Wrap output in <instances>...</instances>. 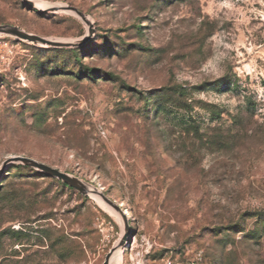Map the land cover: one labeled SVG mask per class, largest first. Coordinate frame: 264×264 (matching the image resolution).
I'll return each mask as SVG.
<instances>
[{"label":"rangeland","instance_id":"1","mask_svg":"<svg viewBox=\"0 0 264 264\" xmlns=\"http://www.w3.org/2000/svg\"><path fill=\"white\" fill-rule=\"evenodd\" d=\"M39 1L0 25L76 44L0 31V264H264V0Z\"/></svg>","mask_w":264,"mask_h":264},{"label":"water","instance_id":"2","mask_svg":"<svg viewBox=\"0 0 264 264\" xmlns=\"http://www.w3.org/2000/svg\"><path fill=\"white\" fill-rule=\"evenodd\" d=\"M25 4H27L29 7L34 8L36 11L44 13L48 10H58L61 8V6H57V7H50V8H38L36 7L32 0H22ZM76 13H79L76 10H73ZM81 15V13H79ZM0 31H8V32H12L14 35H16L17 37H19L20 39H24V40H28L40 45H49V46H55V47H63V46H72L76 43L74 42H62V41H50L48 38H44L29 32H25L22 31L20 29H18L17 27H12L9 25H0ZM9 160L11 161H15V162H19L21 164H24L26 166H29L31 168L37 169L43 173H45L48 176H52L55 177L57 179H60L62 182H64L66 185L74 188L75 190L79 191L82 194H88L90 192V188L82 183L80 180H78L76 177H73L71 175H69L66 172H63L57 168H54L44 162H41L39 160H35L33 158L27 157V156H12ZM93 190L97 191L96 188H93ZM103 199L110 205H112L113 207H116L115 203L113 201H110L108 198H106L105 196H102ZM120 210V209H117ZM123 245H121L122 247ZM112 253L110 252L103 264H108L110 255Z\"/></svg>","mask_w":264,"mask_h":264},{"label":"bare ground","instance_id":"3","mask_svg":"<svg viewBox=\"0 0 264 264\" xmlns=\"http://www.w3.org/2000/svg\"><path fill=\"white\" fill-rule=\"evenodd\" d=\"M32 2H33V4L36 6V7H38V8H52V7H57V6H59V5H55V4H52V3H49V2H41V1H39V0H32ZM63 11H69V10H63ZM70 12H73V13H75L73 10L72 11H70ZM50 41H52V42H54V41H61V40H53V39H49ZM62 42H74V41H68V40H65V41H62ZM40 45V44H39ZM43 46H45V45H43ZM47 46H49V45H47ZM125 230V229H124ZM124 233L122 234L123 236L125 235V234H127V231H123ZM118 256V252L116 251V249L113 251V253H112V255H110V258H109V261H112V260H114V259H116L117 260V257ZM117 257V258H116ZM114 262V261H113Z\"/></svg>","mask_w":264,"mask_h":264},{"label":"built area","instance_id":"4","mask_svg":"<svg viewBox=\"0 0 264 264\" xmlns=\"http://www.w3.org/2000/svg\"><path fill=\"white\" fill-rule=\"evenodd\" d=\"M191 264H194V263H191Z\"/></svg>","mask_w":264,"mask_h":264}]
</instances>
